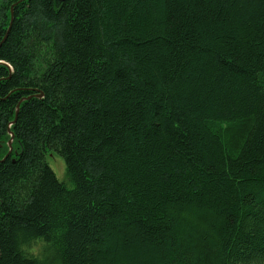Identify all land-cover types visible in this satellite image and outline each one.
I'll return each instance as SVG.
<instances>
[{
  "label": "trees",
  "instance_id": "16d2710c",
  "mask_svg": "<svg viewBox=\"0 0 264 264\" xmlns=\"http://www.w3.org/2000/svg\"><path fill=\"white\" fill-rule=\"evenodd\" d=\"M0 35V264H264V0H0Z\"/></svg>",
  "mask_w": 264,
  "mask_h": 264
},
{
  "label": "rangeland",
  "instance_id": "374dc122",
  "mask_svg": "<svg viewBox=\"0 0 264 264\" xmlns=\"http://www.w3.org/2000/svg\"><path fill=\"white\" fill-rule=\"evenodd\" d=\"M46 161L55 173L57 179L68 183L65 173V163L63 159L56 153L52 152L46 156ZM46 248V244L41 240L34 241L29 247L28 251L34 256L42 257Z\"/></svg>",
  "mask_w": 264,
  "mask_h": 264
},
{
  "label": "water",
  "instance_id": "95a60500",
  "mask_svg": "<svg viewBox=\"0 0 264 264\" xmlns=\"http://www.w3.org/2000/svg\"><path fill=\"white\" fill-rule=\"evenodd\" d=\"M11 17H12V10H11ZM35 97H42V93H38V94H36V95H34ZM30 96H28V97H26L27 99L29 98ZM19 105V104H18ZM18 105H17V107H16V113H17V111H18ZM15 121L13 120L12 122H11V124H13ZM9 133H10V139L7 141V145H8V147H9V150H8V152L4 155V157L2 158V159H0V162L1 161H3L5 158H7V156L10 154V152H11V143H12V140H13V133L11 132V131H9Z\"/></svg>",
  "mask_w": 264,
  "mask_h": 264
},
{
  "label": "snow or ice",
  "instance_id": "6c2138e0",
  "mask_svg": "<svg viewBox=\"0 0 264 264\" xmlns=\"http://www.w3.org/2000/svg\"><path fill=\"white\" fill-rule=\"evenodd\" d=\"M11 20H12V17H9V28L5 29L6 32H9L10 33V30H11ZM8 39V36L7 35H0V46H2V44L4 42H6ZM178 127V125H177Z\"/></svg>",
  "mask_w": 264,
  "mask_h": 264
}]
</instances>
